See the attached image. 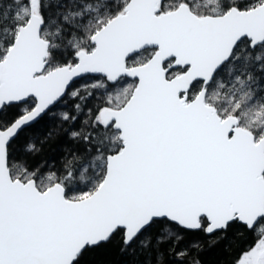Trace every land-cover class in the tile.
Wrapping results in <instances>:
<instances>
[{
  "label": "snow or ice",
  "instance_id": "snow-or-ice-1",
  "mask_svg": "<svg viewBox=\"0 0 264 264\" xmlns=\"http://www.w3.org/2000/svg\"><path fill=\"white\" fill-rule=\"evenodd\" d=\"M0 264H264V0H0Z\"/></svg>",
  "mask_w": 264,
  "mask_h": 264
}]
</instances>
